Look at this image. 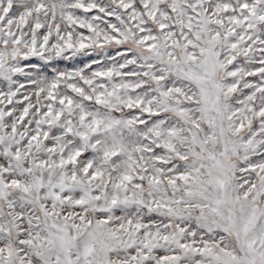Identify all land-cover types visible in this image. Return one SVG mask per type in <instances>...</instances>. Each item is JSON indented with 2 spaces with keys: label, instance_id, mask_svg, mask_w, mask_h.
Masks as SVG:
<instances>
[{
  "label": "snow or ice",
  "instance_id": "snow-or-ice-1",
  "mask_svg": "<svg viewBox=\"0 0 264 264\" xmlns=\"http://www.w3.org/2000/svg\"><path fill=\"white\" fill-rule=\"evenodd\" d=\"M0 264H264V0H0Z\"/></svg>",
  "mask_w": 264,
  "mask_h": 264
}]
</instances>
